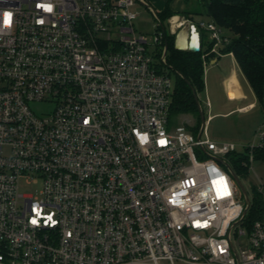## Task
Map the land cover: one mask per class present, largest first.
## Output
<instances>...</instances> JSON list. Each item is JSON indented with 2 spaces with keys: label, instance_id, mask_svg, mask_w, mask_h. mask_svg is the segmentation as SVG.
<instances>
[{
  "label": "built area",
  "instance_id": "1",
  "mask_svg": "<svg viewBox=\"0 0 264 264\" xmlns=\"http://www.w3.org/2000/svg\"><path fill=\"white\" fill-rule=\"evenodd\" d=\"M138 3L0 0V264H264V184L249 227L238 146L174 125L165 26L153 54ZM175 23L212 34L204 62L230 43L212 18Z\"/></svg>",
  "mask_w": 264,
  "mask_h": 264
},
{
  "label": "rangeland",
  "instance_id": "2",
  "mask_svg": "<svg viewBox=\"0 0 264 264\" xmlns=\"http://www.w3.org/2000/svg\"><path fill=\"white\" fill-rule=\"evenodd\" d=\"M151 1L152 3L150 5L153 9L156 12L159 11L156 2L154 4V0ZM162 1L166 3V1ZM182 4H184L182 11L191 14L196 23L209 20V17L204 14L203 6L199 0H184V2L182 0H178V2L174 0L172 2L173 7L177 6L181 8ZM137 9L140 11V16L134 22L135 29L137 32L148 36L150 40V45L148 46L149 51L153 54H156V52L159 54V47L154 45L155 26L158 24V20L155 14L142 4L138 3ZM179 12L182 13L181 11ZM174 19H176V17L172 15L162 22L169 34H171L169 23L171 24L174 22ZM182 32H184V30L176 37V47L179 40L181 43L180 34ZM222 32L227 38H233V34L227 30L222 29ZM201 35V45L203 43V51L207 53L210 45L213 44V37L212 34L206 30H202ZM221 49H219L220 52H222ZM216 58L218 60L215 61L214 64L211 63V60H216ZM207 61L208 62H204L205 87L202 92L198 93L199 100L203 107L209 103L208 110H205L204 135H207L211 140L217 143L230 142L237 144L238 149L236 154L239 156L235 158L228 156V162L235 169L237 177L247 190L251 202L255 203V200L260 197L258 195V188L260 184H264V157L256 154L255 160L250 162L246 148L254 142L257 143L255 135L260 130L264 131V107L257 101L250 84L242 74L238 62L232 55L223 54V56L218 57L217 54H213ZM162 69L171 76L173 80V90H175L177 81L176 75L166 66H163ZM229 79H231L230 86L235 87L236 84L237 94H243L241 97L232 95L228 90L227 84ZM251 103L255 104L254 107L244 111L240 110ZM32 108L39 115H45L47 112L51 111V106L46 103H34ZM173 123L179 128L188 125L194 127L197 124V117L192 114H183L174 118ZM188 130L195 135L197 134L196 131L191 129ZM237 158H241L240 163ZM239 164H243V166L247 168L242 170L239 168ZM35 190L34 187L21 186L22 193H33ZM249 219V215L247 214L245 221ZM245 241L246 238L241 239L242 246L245 245Z\"/></svg>",
  "mask_w": 264,
  "mask_h": 264
},
{
  "label": "trees",
  "instance_id": "3",
  "mask_svg": "<svg viewBox=\"0 0 264 264\" xmlns=\"http://www.w3.org/2000/svg\"><path fill=\"white\" fill-rule=\"evenodd\" d=\"M203 6V12L209 18L216 21L221 29H225L233 38L230 43L220 47L222 54L233 53L240 70L250 84L257 101L264 107V0H199ZM174 15L169 3L165 10L158 13L163 22ZM176 36L171 35L165 29L164 43L168 44L166 55V67L177 77L174 90L170 117L174 118L183 114H192L197 117L196 126H185L199 132L202 126V118L195 100L193 88L197 94L205 87L203 43L199 52L189 49L182 50L176 47ZM213 44L210 45V49ZM207 51V52H208ZM214 58V56H213ZM175 124V123H174ZM232 157L237 154L229 155ZM263 156L264 153L258 154ZM239 159V160H238ZM241 158H237L240 163ZM244 170L247 167L239 164ZM248 224L261 217L262 203L260 197L251 204L248 212Z\"/></svg>",
  "mask_w": 264,
  "mask_h": 264
},
{
  "label": "water",
  "instance_id": "4",
  "mask_svg": "<svg viewBox=\"0 0 264 264\" xmlns=\"http://www.w3.org/2000/svg\"><path fill=\"white\" fill-rule=\"evenodd\" d=\"M145 7H147L148 9H150L156 16L157 20L159 22H161L160 18L158 17V12H156L153 7L148 4V3H145ZM163 26V25H162ZM164 27V26H163ZM168 44L167 42L165 43V52H164V59L166 58V55H167V52H168ZM189 50L193 51V52H199L201 50V45L200 44H190L189 45ZM193 92H194V96H195V100H196V103L198 105V108H199V111H200V114H201V118H202V126H201V130L199 132V135L198 137L201 136V134L203 133V130L205 128V110H208V106L207 104L204 105V107L201 105V102L199 100V97H198V94L196 92V90L193 88ZM218 161L222 162V160L218 159ZM233 176L237 182V184L239 185L243 195H244V198H245V201H246V210H245V213H244V216L245 214L247 213L249 207H250V198H249V195H248V192L247 190L245 189V187L243 186V184L241 183V181L239 180V178L237 177L236 174L233 173Z\"/></svg>",
  "mask_w": 264,
  "mask_h": 264
},
{
  "label": "crops",
  "instance_id": "5",
  "mask_svg": "<svg viewBox=\"0 0 264 264\" xmlns=\"http://www.w3.org/2000/svg\"><path fill=\"white\" fill-rule=\"evenodd\" d=\"M148 4H151L152 3V1L150 0H145ZM164 1H166V3L164 2L163 3V1L162 0H154V4H155V2H156V4H157V6L159 7V11H157L158 13H161V12H163L164 10H165V8L167 7V4L169 3V7H170V9H171V11H173L174 12V17H176V19H174V22H173V24L175 23V21H178L179 19H187V18H189V19H191V20H193L194 21V17L193 16H191V14H188V12H185V11H182L183 10V8H184V4H182V7L181 8H179V7H173L172 6V2L174 1V0H164ZM176 2H178V0H175ZM183 2H184V0H182ZM186 1V0H185ZM188 1V0H187ZM171 6H172V8H171ZM185 10V9H184ZM179 11H181L182 13H180ZM183 12H185V13H183ZM195 22V21H194ZM177 28V23H175L174 25H171L170 26V32H173L174 30H178V29H176ZM184 30V32L180 35L181 36V43H180V45L183 47V46H186V44H187V42H186V35H185V32H186V34H187V31H188V28L187 27H184L183 29H182V31ZM183 36V37H182ZM185 36V37H184ZM229 55H231V54H229ZM234 57V56H233ZM214 62H215V60H211V63H213L214 64ZM238 82L240 83V81L238 80ZM243 95V94H242ZM241 97V96H240ZM254 103H251L250 105H248V106H245V107H243V108H241L240 110H242V111H244L245 109H250V108H252V107H254Z\"/></svg>",
  "mask_w": 264,
  "mask_h": 264
},
{
  "label": "bare ground",
  "instance_id": "6",
  "mask_svg": "<svg viewBox=\"0 0 264 264\" xmlns=\"http://www.w3.org/2000/svg\"><path fill=\"white\" fill-rule=\"evenodd\" d=\"M183 33V32H182ZM181 33V34H182ZM180 34V35H181ZM185 35H186V42H187V44H186V46H181V45H179V43H180V40H179V42L177 43V47L179 48V49H182V50H186L188 47H189V45L192 43V44H195V45H197V44H201V41H200V35H199V33L197 32V30H195L194 29V32H193V34H192V39L190 40V39H188L187 38V34H186V32H185ZM183 37V36H182ZM185 37V36H184ZM229 82H228V84H227V82H226V84H227V87H228V90L231 92V94L232 95H234V96H238V97H240V96H242V95H239V94H237V86H236V84H235V87H233V86H230V84H231V79H229L228 80Z\"/></svg>",
  "mask_w": 264,
  "mask_h": 264
}]
</instances>
